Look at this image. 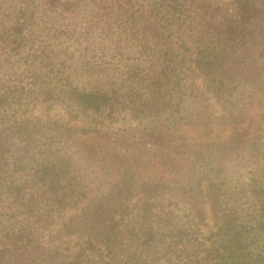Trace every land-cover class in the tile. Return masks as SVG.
I'll return each mask as SVG.
<instances>
[{
	"label": "trees",
	"instance_id": "1",
	"mask_svg": "<svg viewBox=\"0 0 264 264\" xmlns=\"http://www.w3.org/2000/svg\"><path fill=\"white\" fill-rule=\"evenodd\" d=\"M0 73V264H264V167L235 188L220 180L260 144L264 0H0ZM205 90L227 111L211 114ZM49 100L103 128L64 114L2 119L3 107ZM128 114L137 127L115 130ZM132 136L148 137L118 153ZM83 157L106 163L93 194L76 193ZM55 215L84 244L45 243ZM208 216L209 242L195 227Z\"/></svg>",
	"mask_w": 264,
	"mask_h": 264
},
{
	"label": "rangeland",
	"instance_id": "2",
	"mask_svg": "<svg viewBox=\"0 0 264 264\" xmlns=\"http://www.w3.org/2000/svg\"><path fill=\"white\" fill-rule=\"evenodd\" d=\"M116 56V55H115ZM114 57V56H113ZM111 57V58H113ZM109 60V59H107ZM101 61V60H98ZM111 63V62H110ZM112 64V63H111ZM0 77H1V73H0ZM196 82L200 84V87L203 88L204 87V83H203V78H197ZM208 96H209V101H210V108L211 111L214 116H218L220 113H222V111H227V109L229 108L230 105V101H226L223 100L219 101L216 97H214L212 95V93H210V91L205 90ZM262 96V95H261ZM191 99V98H190ZM260 100V99H259ZM259 100L255 101L258 105H259ZM262 101L264 102V98L262 96ZM254 102V107H257V104ZM186 104L190 103L191 105V100H186L185 101ZM242 103V100H241ZM17 105H14V107H3L1 109L4 110V117H2V119H5L7 122L12 121V118H16V119H21L23 117H40L42 119H51V118H58L60 117L62 114H64L66 117L71 118V119H75V121L80 124V125H89L92 127H97V128H103L100 127L97 121V117L91 116V115H81L79 116V112H76L75 110H71V108L69 107H65L66 104L65 103H59V102H55L52 103L50 100L49 101H44L42 103H37V102H33V101H29L26 102L22 105H19V109H17L15 111V107ZM258 108V107H257ZM177 113V112H176ZM102 117V116H101ZM125 120H118V121H114L112 123V125L115 127L114 129H118L117 127L122 125L121 127L124 126H134L137 127L136 125L138 124L137 120H133L130 119V114H128ZM151 117V116H150ZM104 118V117H102ZM152 118V117H151ZM67 120V119H66ZM105 120L109 123L108 119L105 118ZM213 120V118H212ZM147 121V120H145ZM144 123V122H143ZM214 123V121H213ZM260 127H258V129H260V131L258 132L260 134V144L258 146V148L255 150V156L250 159L247 160V165L244 166L241 169L235 170L231 173H229L227 175V177H223L220 180L221 181H227L228 184L231 186V188H235V184H237L240 181H245V180H249V178L251 176H253L254 174H256L257 172L262 171L263 167H264V123L259 122ZM145 124V123H144ZM107 126V125H106ZM104 126V127H106ZM143 127V125H141ZM217 127V126H215ZM119 130V129H118ZM83 137H87V135H84ZM148 136H143V137H137V136H132V138H130L129 140L127 139L126 141L128 142L126 145H124L123 147L117 146L115 147V150L118 153H121L122 155L125 154L127 151L132 150V147L135 145H132L131 142L133 140L139 139V138H145ZM138 141V140H137ZM145 140L143 139V141H141L140 143H138V146H144ZM19 143V139L16 138L15 139V145L13 146L14 148L18 145ZM146 146L148 148H151L152 150H154L156 148V145L154 143V141L152 140H148L146 142ZM161 153V151L158 152V154ZM163 154H168V150L163 149ZM172 155V153H171ZM155 158H154V165H152V167L150 168L154 174H160L163 171V164L161 163L160 159L157 156V154H154ZM101 164L106 165V163H104L101 158H86L83 157V168H84V173H83V179H81L78 182V186L76 189V193H83V192H87L89 194H93L95 192L98 191L99 186L101 181L105 178V176L103 175L104 172H106L104 169L102 168ZM169 165L168 163L165 164L164 168L165 170H167ZM123 168H132V169H137L140 172H145L147 169L144 170V168L142 167H137L136 164L128 162L126 164V166H121V169ZM218 180L214 181L213 180H208L207 185L208 187L206 188V193H207V198H209L210 194L212 191L216 190V187H220V186H214L212 183H217ZM224 184V183H223ZM222 184V185H223ZM221 185V186H222ZM139 197V196H138ZM137 197V198H138ZM4 195H1V199H0V229L3 227L4 222L6 221V218L4 217L3 213L5 208L2 207L3 206V200ZM166 202L169 204V207H174L175 211L177 214H179L181 217H183L182 219L184 221H186V219L188 218L187 216H185L186 213H191L193 212V208H191V206L185 202H183L182 200H180V198H178V196H171V195H166L165 196ZM136 201L135 199H132L131 201H129V203L132 205V207L134 206ZM203 207L206 210H210V203L209 202H204ZM64 210L69 211L67 208H65ZM209 212V211H208ZM193 214H190V217L193 219ZM58 215V214H56ZM55 215V216H56ZM65 219L62 217L60 219V217L56 216L55 221L52 223V225H49L46 229H42V231L44 232L42 235V239L44 240L45 243L48 244H55L61 248H63V251H65L66 253L71 252V250L73 251L74 249L78 248L81 244H84L82 239L80 237H78L75 234H64L62 233V231L60 230V226L62 224V222ZM193 220H191L189 223L191 224ZM213 219L208 216L206 219V223L205 222H201L198 221V223L195 225V227H197L199 229V235L200 237L203 239H205V241L209 242V240L207 239V237L211 234V230L210 228H213Z\"/></svg>",
	"mask_w": 264,
	"mask_h": 264
}]
</instances>
